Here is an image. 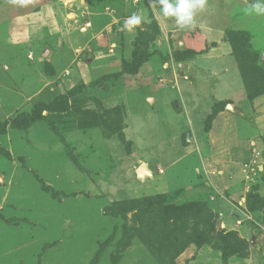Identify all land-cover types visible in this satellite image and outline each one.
Instances as JSON below:
<instances>
[{"label": "rangeland", "instance_id": "obj_1", "mask_svg": "<svg viewBox=\"0 0 264 264\" xmlns=\"http://www.w3.org/2000/svg\"><path fill=\"white\" fill-rule=\"evenodd\" d=\"M253 2L0 0V264H264Z\"/></svg>", "mask_w": 264, "mask_h": 264}, {"label": "clouds", "instance_id": "obj_2", "mask_svg": "<svg viewBox=\"0 0 264 264\" xmlns=\"http://www.w3.org/2000/svg\"><path fill=\"white\" fill-rule=\"evenodd\" d=\"M152 6L165 18H174L180 27H194L196 15L207 6V0H151ZM249 13L264 15V0H254L245 9ZM144 21L142 15L133 13L125 20V27L132 31Z\"/></svg>", "mask_w": 264, "mask_h": 264}, {"label": "water", "instance_id": "obj_3", "mask_svg": "<svg viewBox=\"0 0 264 264\" xmlns=\"http://www.w3.org/2000/svg\"><path fill=\"white\" fill-rule=\"evenodd\" d=\"M143 170V171H140L139 170ZM145 171L146 174H143V172ZM151 173L150 171L148 170L147 166L145 164H141L138 169H137V177H139V179L143 180L145 178V176H150Z\"/></svg>", "mask_w": 264, "mask_h": 264}, {"label": "bare ground", "instance_id": "obj_4", "mask_svg": "<svg viewBox=\"0 0 264 264\" xmlns=\"http://www.w3.org/2000/svg\"><path fill=\"white\" fill-rule=\"evenodd\" d=\"M140 171H143V170L141 169V170H139V172H140ZM143 174H146L145 171L143 172Z\"/></svg>", "mask_w": 264, "mask_h": 264}, {"label": "trees", "instance_id": "obj_5", "mask_svg": "<svg viewBox=\"0 0 264 264\" xmlns=\"http://www.w3.org/2000/svg\"><path fill=\"white\" fill-rule=\"evenodd\" d=\"M0 127H1V129H2V127H4L2 124H0Z\"/></svg>", "mask_w": 264, "mask_h": 264}]
</instances>
